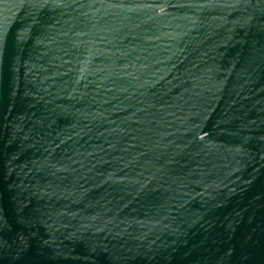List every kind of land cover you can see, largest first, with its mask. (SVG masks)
<instances>
[{"label": "water", "instance_id": "obj_1", "mask_svg": "<svg viewBox=\"0 0 264 264\" xmlns=\"http://www.w3.org/2000/svg\"><path fill=\"white\" fill-rule=\"evenodd\" d=\"M0 264H264V0H0Z\"/></svg>", "mask_w": 264, "mask_h": 264}]
</instances>
